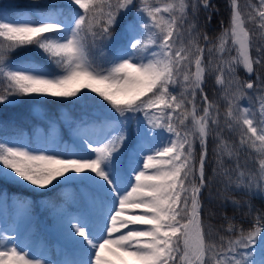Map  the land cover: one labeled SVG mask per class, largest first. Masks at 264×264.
Wrapping results in <instances>:
<instances>
[{"label":"snow or ice","instance_id":"snow-or-ice-1","mask_svg":"<svg viewBox=\"0 0 264 264\" xmlns=\"http://www.w3.org/2000/svg\"><path fill=\"white\" fill-rule=\"evenodd\" d=\"M11 7L44 14L0 15V106L78 97L81 89L107 103L87 93L72 101L98 105L73 122L74 147L0 140V183L39 196L62 184L84 189L74 209L50 204L61 210L73 259L34 255L0 231V264H264V212L251 204L264 199V0H229V23L215 39L199 23L201 12L211 22V0ZM241 67L247 79L237 75ZM205 190L214 204L207 210ZM229 203L246 208L250 228L226 214Z\"/></svg>","mask_w":264,"mask_h":264},{"label":"trees","instance_id":"trees-1","mask_svg":"<svg viewBox=\"0 0 264 264\" xmlns=\"http://www.w3.org/2000/svg\"><path fill=\"white\" fill-rule=\"evenodd\" d=\"M57 3H62L63 0L56 1ZM241 4L244 3V0H240ZM26 0H0V9L11 17H20L23 15L27 8H16L11 7V5L15 4H24ZM211 3L215 6L211 22H207L206 16L207 14L201 12L199 23L204 31L207 34L215 39V37L221 31V24L223 23L225 26L229 23L230 9L228 7L229 0H211ZM32 16H36L33 12H30ZM30 51L32 54L35 53V49H22L21 52ZM35 59H41L38 56H34ZM97 58L99 59V55L97 53ZM12 59L17 63L23 61V57L17 58L16 54H13ZM47 66L51 69L52 66L46 60L43 61ZM54 70V69H53ZM241 79H247L248 76L242 72L240 75ZM103 87V86H100ZM206 89L210 98H213L217 95V86L215 84L214 78L209 77L206 84ZM87 93L89 97H95V101H103L101 97H99L96 93L91 92L90 89H81L80 93H78V97ZM78 97L63 99V98H54L47 97L43 98L40 103H27V104H18L15 106H10L6 110L0 106V140L2 141H10L13 139L21 138L25 132L34 134L36 127H49V121L60 119V108L64 105H68L70 107L78 106L79 104H74L72 101L78 99ZM30 99V98H24ZM93 101V100H92ZM93 101V102H95ZM36 104H42L46 115L49 116L48 119L44 121V117L42 116L41 110H39V106ZM53 108V109H52ZM233 139H237L233 137ZM198 147V145H197ZM214 145L210 142L209 144V153L211 155L212 148ZM213 164L210 162L208 165V169L210 172ZM251 167V165H249ZM62 179V178H61ZM55 183V182H54ZM80 189L82 186L79 184H72ZM68 185H60L55 191L49 192L47 189L43 190L46 195L39 196L34 193L31 187H26L24 185H14V184H2L0 183V201L2 199H7L8 202L10 199H18V200H30V213L33 216L35 225L37 227V233L41 238L52 239L56 233L59 232L60 225L58 222V215L61 211L59 208H52L50 204L55 205H64V193L63 188ZM51 187V186H49ZM217 186L212 188L213 193L216 192ZM205 209L208 207H214L213 205H209L208 201V191L205 190L203 193ZM237 200H240L242 203L248 200L247 196L237 194L235 197ZM251 204L254 209L260 210L264 212V199L261 198H252ZM246 211V208H236L231 203L228 204L226 209V214L229 217H233L235 222L241 227L248 229L252 226V218L250 216L243 215V212ZM205 216H207V211H205ZM214 226L219 227L223 221L220 219V215L215 216L212 221ZM1 231V229H0Z\"/></svg>","mask_w":264,"mask_h":264},{"label":"rangeland","instance_id":"rangeland-1","mask_svg":"<svg viewBox=\"0 0 264 264\" xmlns=\"http://www.w3.org/2000/svg\"><path fill=\"white\" fill-rule=\"evenodd\" d=\"M2 13L3 12L0 11V15H3ZM25 17H31V15L28 14ZM240 69L243 70V68L241 67L238 69V76ZM100 103L106 104L107 102L102 101ZM97 106L98 105L96 104V102H93L91 99L74 107L64 105L60 108L61 120L59 122H53L49 129L40 128L39 130H37V132L35 133L34 142H31V137L28 134L20 139L11 140L8 142L30 144L31 146H36L44 140L50 141L52 139H56L61 141L62 144L66 147H74V144H76V142L74 139V132L72 131L73 122L78 121L82 117L86 116V114L93 113ZM42 112L43 115L47 117L45 111L42 110ZM63 130H65V133L67 135H70L72 137L74 144L63 139ZM78 192L79 191L74 187L67 190V195L69 196V198L66 203V208H68L69 210L74 209L78 206ZM74 196L75 199H73ZM18 202L19 201H13V207L15 211L13 212L12 216H10L8 210H6V203L4 202L2 208L0 209V226L2 227V229L7 233L15 235L25 244L31 245L34 255L40 256L43 254L48 259L52 260L73 259L74 257L72 255V250H69L70 244L64 239L61 229L59 234L55 236L56 240L53 239V243L51 245L46 244L44 240L37 237L35 232L28 233L29 228L32 225L31 219L28 215L29 203L27 201H21L19 203ZM130 227L140 226L130 225ZM124 231H126V229Z\"/></svg>","mask_w":264,"mask_h":264}]
</instances>
